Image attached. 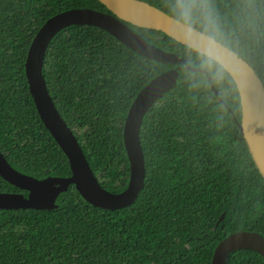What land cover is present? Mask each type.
<instances>
[{
  "label": "trees",
  "instance_id": "trees-1",
  "mask_svg": "<svg viewBox=\"0 0 264 264\" xmlns=\"http://www.w3.org/2000/svg\"><path fill=\"white\" fill-rule=\"evenodd\" d=\"M172 15L171 0H143ZM217 40L236 51L264 84V0H207ZM73 7L110 13L99 0H0V150L16 169L43 178L68 176L67 156L40 118L25 60L52 15ZM147 40L201 67L199 52L166 33L128 23ZM177 67V84L146 113L140 128L144 186L135 201L103 209L74 184L55 209H0V264H212L218 242L237 230L264 236V177L235 121L242 117L231 75L147 58L93 25L59 31L45 53L43 75L101 185L123 190L130 166L123 140L137 93ZM0 191H27L0 175ZM222 213L225 217L217 223ZM228 264H264L250 249Z\"/></svg>",
  "mask_w": 264,
  "mask_h": 264
},
{
  "label": "water",
  "instance_id": "water-1",
  "mask_svg": "<svg viewBox=\"0 0 264 264\" xmlns=\"http://www.w3.org/2000/svg\"><path fill=\"white\" fill-rule=\"evenodd\" d=\"M99 1L106 5L110 13L90 7H73L50 16L34 35L25 60V73L37 111L67 156L71 174L35 177L13 167L0 150V175L27 191V194L0 191V209H55L58 207L59 195L66 192L71 184L92 205L103 209H116L132 204L144 186L145 158L140 128L154 103L177 84L179 69L173 67L154 76L132 101L123 127V140L130 166L128 184L119 192L107 190L94 174L74 131L60 114L43 75L45 53L52 38L71 25L100 27L147 58L182 63L187 69L204 72L215 95L225 103L206 69L192 66L178 53L167 51L150 42L128 24L160 30L194 49L181 34L173 31L171 14L143 0ZM217 43L218 63L231 75L240 95L241 120L238 121L230 107L227 108L232 112L252 159L264 177V84L248 61L220 41L217 40ZM224 217L225 213H222L217 223ZM238 249H250L264 257V236L257 231L243 229L230 233L216 245L212 264H228L230 254Z\"/></svg>",
  "mask_w": 264,
  "mask_h": 264
},
{
  "label": "clouds",
  "instance_id": "clouds-1",
  "mask_svg": "<svg viewBox=\"0 0 264 264\" xmlns=\"http://www.w3.org/2000/svg\"><path fill=\"white\" fill-rule=\"evenodd\" d=\"M172 29L197 49L201 66L213 76L221 74L218 63L219 32L216 16L207 0H171Z\"/></svg>",
  "mask_w": 264,
  "mask_h": 264
}]
</instances>
